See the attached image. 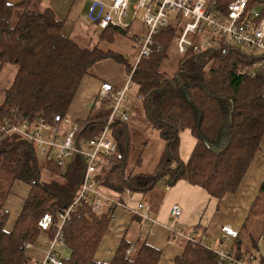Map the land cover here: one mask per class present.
Wrapping results in <instances>:
<instances>
[{"label": "trees", "instance_id": "1", "mask_svg": "<svg viewBox=\"0 0 264 264\" xmlns=\"http://www.w3.org/2000/svg\"><path fill=\"white\" fill-rule=\"evenodd\" d=\"M37 1L12 4L10 0H0V73L7 65L17 68L4 91L0 126L14 118L54 125L55 116H67L83 78L92 75L97 61L110 56L125 61V57L111 51L82 46L65 36L64 22L52 9L38 11ZM212 1L226 15L235 0ZM256 4L263 6L259 14L264 16V0H249V10ZM181 27V17L177 15L156 37L161 50L141 59L130 70L131 87L165 145L151 174H127L129 130L120 116L114 119L109 132L117 151L104 165L107 171L102 170L98 182L119 199L126 193L147 194L168 178L170 186L184 181L221 201L239 190L260 151L264 137V76L252 77L250 73L259 57L234 45L207 52L190 50L180 55L178 70L169 77L161 68ZM118 33L126 34V30L109 27L101 31L99 40L112 41ZM110 115L105 102L88 119L77 121L76 141L99 137ZM184 130H190L196 139L187 162L179 155V135ZM85 166L84 158L75 155L63 172L53 161H39L34 146L20 136L0 133V264H35L27 246L37 244L42 234L39 220L50 213L58 222V213L77 196ZM43 176L48 179L42 180ZM17 184L29 186V192L13 227L7 230L10 215L6 202ZM115 210L107 206L97 214L92 201L77 204L63 232L64 264H159L163 251L149 244L148 234L133 241L124 237L109 263L97 262V251L114 221ZM134 217L142 226V219ZM192 231L204 233L198 227ZM54 233L55 228L47 236ZM261 238L264 242V182L239 231L246 256L256 257V264H264L258 245ZM169 240L182 249L174 264H225L203 244L175 234Z\"/></svg>", "mask_w": 264, "mask_h": 264}, {"label": "built area", "instance_id": "2", "mask_svg": "<svg viewBox=\"0 0 264 264\" xmlns=\"http://www.w3.org/2000/svg\"><path fill=\"white\" fill-rule=\"evenodd\" d=\"M177 15L181 17L182 27L176 39V48L182 56L190 50L214 51L224 45L239 46L252 52H264V16H260L254 9L249 10V0L233 1L228 6L226 15L216 9L212 0H89L86 18L100 31L109 27L128 30L135 23H140L146 29V35L136 40L139 46L137 65L141 59L161 50L156 37ZM261 74H264V54L259 56L251 70L252 77ZM131 88L130 81L122 89H117L107 82L101 83L95 105L100 107L102 102H107L111 115L102 134L92 140L78 143L77 121L69 122L67 117L62 118L59 115L54 117V125L43 120L19 121L14 118L5 120L0 126L1 134L20 136L34 146L39 156L53 161L63 172L67 168L68 160L73 156L79 155L85 160V171L73 203L58 213L57 223L50 213L44 214L39 220L38 226L43 234L48 235L53 228L55 233L48 237L49 248L36 264H64V228L71 213L82 200L92 201L93 211L97 214L102 213L107 206L128 210L127 205L118 197L101 190L98 171L117 151L109 129L117 116H120L123 122L127 121L126 113L118 115V112L128 100ZM85 146L91 151L84 150ZM130 212L142 219V229L156 222L150 207L142 202ZM181 213L182 209L174 206L171 210L172 220L178 221ZM218 228L220 234L214 241L216 246L210 249L215 251L220 260L225 264H254L256 257H247L241 244L231 246L233 241L239 240V230L226 224ZM172 234L209 248L205 244V241L209 240L207 233L191 231L186 234L180 230H172ZM29 247L31 245L27 246ZM262 258L264 259V256Z\"/></svg>", "mask_w": 264, "mask_h": 264}, {"label": "crops", "instance_id": "3", "mask_svg": "<svg viewBox=\"0 0 264 264\" xmlns=\"http://www.w3.org/2000/svg\"><path fill=\"white\" fill-rule=\"evenodd\" d=\"M88 7L89 3L86 7V14ZM7 67H9V65L5 66L3 71H5ZM8 69L10 72H8L7 75L12 76V83L17 68ZM0 75H2V72ZM84 82L85 85L83 87L80 86L79 90L83 88V105L87 107V110L86 113L81 115V120L77 119V121H83L88 118L90 114V112L88 113V107H90L93 100L97 98L96 93L97 91L99 92L100 89V83L97 82V84L91 85L86 91H84V89L90 85L85 79ZM78 93L79 91L77 94ZM179 137V155L181 160L187 162L195 147L196 139L193 137L190 130L180 132ZM152 172L140 173L151 174ZM169 182L170 180L168 178L162 180L155 189L147 194L134 193L121 196L120 200L127 205L128 210L122 208H117L115 210L114 221L97 251V262L109 263L124 237L133 241L139 236H145L148 234L149 244L163 251L159 264H174L175 257L182 253V249L180 245L178 246L174 242L171 243V239L169 240L172 230H180L187 234L194 228L198 227L204 231V233L209 234V240L210 238H213V243L217 240V237L220 234L218 228L220 225H230L240 231L251 211L255 199L258 196L260 187L264 182V137L260 144V151L249 167L239 190L235 194L226 195L221 201L212 198L205 190L198 186L190 185L184 181H179L174 186H170L168 185ZM22 186L23 185L21 184V187ZM21 187L17 184L16 192H19ZM16 198H14L13 195V198L11 197L6 202L5 208L10 215L6 226L7 230H10L13 227L14 222L21 211L23 200L25 199L24 198L22 202L18 203L15 201ZM141 202L151 207L153 216L156 220L155 224H151L149 227L143 229L141 228V225L139 226V222L135 219L136 217L130 212V210L135 209ZM174 206H179L182 209L178 221H173L171 217V210ZM12 211L15 213H12ZM236 245H240L242 248L245 247L240 240L233 241L231 244V246ZM258 245L260 255L264 256L263 238L259 240ZM214 246H216V244ZM46 252V249H39L35 246H31L27 250L29 257L35 260V264L38 260L44 257Z\"/></svg>", "mask_w": 264, "mask_h": 264}, {"label": "rangeland", "instance_id": "4", "mask_svg": "<svg viewBox=\"0 0 264 264\" xmlns=\"http://www.w3.org/2000/svg\"><path fill=\"white\" fill-rule=\"evenodd\" d=\"M20 1L21 0H10V3L15 4ZM88 3L89 0H38L37 9L41 12L46 9H52L56 16L64 22V35L70 37L72 40H75L80 45L88 46L90 48L97 47L103 52L111 51L116 55L125 57V61H119L113 56L105 57L97 61L91 69L92 75L85 76L81 82V87L85 85L84 79L86 82L90 83L84 91H86L91 85L97 84V82L100 83V85L102 82H107L119 89H122L130 81V70H132L137 62L139 46L137 45L136 40L137 38H143L146 35V29L137 22L133 25V27L126 30V34L118 33L114 36L112 41H100L99 38L101 31L86 18V7ZM254 10L261 13L263 11V6L256 4ZM248 52L253 53L258 57L264 54V52L260 51ZM167 54L168 58L162 65L161 70L167 76L172 77L177 72L179 62L182 59L177 51L175 40L172 41ZM10 66L11 65H9L5 71H2V75H0V105L4 99V91L8 89L12 79V76L7 75L8 72H10L8 68H16L14 66ZM252 68L250 69V73ZM259 76H264V74L258 75V77ZM78 91L79 93L76 94L66 116L69 122H76L77 119L81 120V115L86 113L87 110V107L83 105V88ZM96 94L97 98H95L91 106L88 107V113L90 112V114L93 111L100 110L102 105L105 103L102 102L101 106L97 107L95 103L98 101V91ZM122 113H126L128 117L126 122L130 140V154L126 173L137 174L140 172H152L165 144L159 137L158 131L154 130L148 122L141 100L136 97L135 89H133V87L128 93V100L120 108L118 115ZM84 150L87 152L91 151V149L87 146L84 147ZM43 159V157L39 156V161H42ZM139 160L141 161L140 164L137 163ZM69 162L70 160H68V163ZM103 167L99 169L98 173H103L102 170L104 172L107 171V167L104 169ZM46 179H48V176H43L42 180L45 181ZM28 190L29 186L23 185L20 191L16 192L17 189L15 185L13 189L14 198L17 197L15 201L18 203L22 202V200L26 197ZM101 190L108 194H114L113 191H108L107 188L103 186H101ZM12 213L15 212L12 211ZM48 241V236L42 233L40 235V239L37 241V244L34 246L39 249L48 250ZM205 244L209 246V248H214L213 238L205 241ZM256 263L257 260L254 264Z\"/></svg>", "mask_w": 264, "mask_h": 264}]
</instances>
